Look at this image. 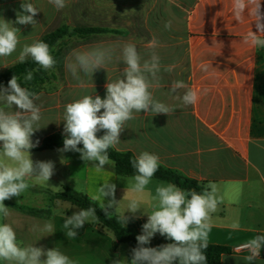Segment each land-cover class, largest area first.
Returning a JSON list of instances; mask_svg holds the SVG:
<instances>
[{"label":"crops","instance_id":"0c3cea01","mask_svg":"<svg viewBox=\"0 0 264 264\" xmlns=\"http://www.w3.org/2000/svg\"><path fill=\"white\" fill-rule=\"evenodd\" d=\"M21 2L0 0V18L15 21L16 13L21 11ZM31 2L40 10L35 17L38 24L34 28L14 25L20 29L21 44L40 40L44 34L58 28L61 17L67 20L60 16L63 12L69 18L67 21L93 22L79 26L109 31L91 34L86 39L65 38L60 46H67L65 43L71 39L82 41L64 51L62 66L47 70L48 78L43 88L36 92L41 97L38 103L43 104V118L42 128L32 137L33 142L39 140V144L31 149V158L53 161L55 172L48 186L30 180L31 187L22 194L40 198L36 207L28 208L43 210L46 214L31 215L16 207L24 205L4 202L10 208L7 219L16 230L18 241L45 249L57 247L77 264H113L115 260L131 259V246L120 243L114 250L113 233L98 223H86L77 238L68 239L62 227L64 218L81 208L69 201L54 199L48 192L56 193L68 187L91 197L109 180L116 185L115 200L120 202L117 207L108 209L115 211L119 218L123 213L129 217L127 223H120L140 235L142 225L147 222L144 210L135 214L125 211L128 201L136 197L126 192L131 176L117 174L114 162L97 172L77 152L62 153L59 149L63 147L39 148L52 134L64 136L62 119L67 103L84 95L103 98L105 84L118 78L124 67L114 58L106 69L97 70L92 78L81 74V79L76 80L66 68L74 49L83 50L99 43L122 45L131 41L146 56L155 41L162 64L174 68L171 73L161 72L160 87L154 88L153 94L176 110L169 116L136 113L135 119L126 123L120 135L121 142L113 148L133 156L142 151L157 154L162 167L196 182L197 191L210 181L215 182L222 203L211 216L208 244L230 248L231 252L222 256V264H245L243 257L248 252L238 251L237 247L264 232V49L252 48L243 42L249 28L256 31L255 23L238 24L232 17L231 0H68L69 7L62 13L48 0ZM261 3L264 8V0ZM168 22H171V30L165 29ZM16 55L0 60V72L19 63ZM5 63L8 67L3 66ZM177 80L200 90L196 105L182 106L176 93L170 92L172 82ZM2 85L7 87V84ZM184 91L186 89L177 90L180 95ZM157 181L162 180L153 177L149 188L154 190ZM111 199L105 197V205ZM142 207L147 211L152 209L147 192L142 197ZM56 210L60 213L53 216ZM48 220L55 230L50 235L38 230ZM234 223L238 227L234 228ZM171 242L157 233L149 244L158 247ZM257 264H264V250Z\"/></svg>","mask_w":264,"mask_h":264},{"label":"clouds","instance_id":"9594fccd","mask_svg":"<svg viewBox=\"0 0 264 264\" xmlns=\"http://www.w3.org/2000/svg\"><path fill=\"white\" fill-rule=\"evenodd\" d=\"M48 3L60 11L67 7L68 0H48ZM231 8L232 17L238 24L255 23L256 31L249 28L243 42L252 48L264 49V8L261 0H231ZM20 9L15 21L0 18V60H6L16 53L20 63L30 58L38 65L37 70H51L57 61L50 45L42 40L21 44L20 29L14 26L31 25L34 28L38 24L35 17L40 12L39 8L31 0H22ZM165 29L171 30V22L165 24ZM156 47L154 41L146 56L131 41L122 45L99 43L72 51L66 68L76 80L81 79V74L92 78L97 70L106 69L114 58L124 67L118 78L105 84L103 98L84 95L64 106V139L60 152H77L83 161L91 163L97 172H101L113 163L109 149L121 142L120 135L126 123L135 119L136 113L143 111L153 116L174 113V106L157 100L153 94V89L160 87L161 72L171 73L174 68L162 64ZM3 66L8 67L6 63ZM32 79L33 72L28 71L24 80ZM181 89H186L182 95L177 92ZM170 92L176 93V99L185 107L196 105L200 99V90L189 87L182 80L173 81ZM40 100L39 94L21 86L16 75L11 77L7 87L0 85V221H7L11 214L4 203L6 200L21 197L31 187L30 180L48 186L47 182L55 172L53 161H34L31 158V149L39 144V140L33 142L32 137L42 128L43 104L38 103ZM102 131L103 135L98 136ZM81 144L83 147H78ZM130 163L135 171L129 178L126 192L130 191L136 197L128 201L125 211L135 214L143 209L147 222L142 225V234L136 236L137 246L131 249V259L115 260L113 264H206L205 250L209 246L211 216L222 203L216 183L210 181L201 191H197L182 189L171 182L157 181L153 190L149 185L161 167L160 157L142 151L131 158ZM115 191L116 185L105 181L90 200L107 213L108 208L119 205L120 201L115 200ZM146 192L151 197V211L142 207V197ZM105 197L112 198L107 205L104 203ZM119 220L127 223L129 217L123 213ZM97 222L95 208L80 209L71 216H65L63 232L68 239H75L78 229L86 223ZM233 227L238 225L234 223ZM38 230L46 235L55 232L51 220L45 221ZM157 233L172 242L147 247ZM244 249L248 252L243 257L245 264H257L264 250V232L249 239ZM0 264L77 262L57 247L45 249L34 244L24 245L18 241L12 224L0 222Z\"/></svg>","mask_w":264,"mask_h":264},{"label":"trees","instance_id":"16d2710c","mask_svg":"<svg viewBox=\"0 0 264 264\" xmlns=\"http://www.w3.org/2000/svg\"><path fill=\"white\" fill-rule=\"evenodd\" d=\"M106 28L90 27V26H75L71 27L67 24H62L55 30H52L44 34L40 40L48 43L52 49V55L56 59L57 63L52 69H56L58 65L62 66L64 59L63 46H60L65 38L78 37L80 39H86L89 35L94 33L108 32ZM58 47V48H57ZM57 48V49H56ZM72 48L69 47L68 50ZM66 50V51H68ZM38 69V65L35 64L30 58L24 63H17L6 70L0 72V85L8 84V81L13 75H16L19 79L21 86L27 87L29 90L38 92L43 88L46 79L48 78V71L43 69ZM28 71L33 72V79L31 81H25L24 77ZM98 136L103 135V131L97 134ZM64 136L59 133L52 134L43 140L42 146L39 149H54L63 147ZM78 147H83L79 145ZM109 155L111 160L114 162L115 171L119 175L132 176L134 174V169L131 166L130 160L133 158V154L130 152H119L114 148L109 149ZM154 178L174 183L181 187L182 189H192L198 190L197 183L186 178L183 175L178 174L173 170L160 167L156 172ZM50 195L54 199H60L64 201H69L74 205L79 206L81 209H86L88 207H93L96 210V215L98 217V224L102 225L107 230L111 231L114 235L115 241L113 243V249L116 250L120 243H127L134 248L137 246L136 236L139 235L133 228L125 227L120 223L119 215L113 211L109 210L106 213L97 203L90 200V197L84 193L78 192L71 188H64L60 192H50ZM23 212L31 215H44L47 212L43 210H36L33 208H28L25 206H17ZM86 225L78 229V234H81ZM208 248L205 250V255L207 257L206 264H222V256L231 252L230 248L221 245L208 244ZM147 247H153L150 244ZM178 264V262H177Z\"/></svg>","mask_w":264,"mask_h":264},{"label":"rangeland","instance_id":"374dc122","mask_svg":"<svg viewBox=\"0 0 264 264\" xmlns=\"http://www.w3.org/2000/svg\"><path fill=\"white\" fill-rule=\"evenodd\" d=\"M69 6L65 7L64 9L68 8ZM62 9V10H64ZM62 10H61V13H62ZM67 11V10H65ZM60 16H64L65 19H69L66 14L63 12ZM62 19H64L63 17L60 18V22L58 21V25H62V24H66V21H63ZM69 22V24L71 26H79V25H91L93 22H90V21H83V20H80V21H75V20H71V21H67ZM82 40H78V39H71L68 43H65L67 46H63V48L65 50H68L69 47L71 46H74L76 44H79ZM57 49V48H56ZM53 54V53H52ZM39 199L38 197H34V196H30V195H25V196H21V197H13L9 200H6V201H9L11 203H14V204H18V205H24L26 207H36V205L39 203ZM46 199V197H45ZM47 201V200H46ZM79 208V207H77ZM80 210V209H79ZM59 212H57V210L54 212L53 216H56L58 215ZM24 220H28L26 218H23ZM8 220V219H7ZM10 220V219H9ZM8 220V223H10V221ZM4 222V221H3ZM125 246H129V245H125Z\"/></svg>","mask_w":264,"mask_h":264},{"label":"built area","instance_id":"2783aa9c","mask_svg":"<svg viewBox=\"0 0 264 264\" xmlns=\"http://www.w3.org/2000/svg\"><path fill=\"white\" fill-rule=\"evenodd\" d=\"M237 250H238V251H244V250H245V249H244V245L238 246V247H237Z\"/></svg>","mask_w":264,"mask_h":264}]
</instances>
